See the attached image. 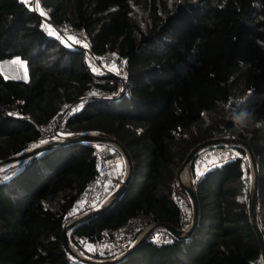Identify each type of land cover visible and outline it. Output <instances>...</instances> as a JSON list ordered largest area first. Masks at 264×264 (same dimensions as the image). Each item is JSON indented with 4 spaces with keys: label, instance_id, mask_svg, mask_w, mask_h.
Returning <instances> with one entry per match:
<instances>
[{
    "label": "trees",
    "instance_id": "1",
    "mask_svg": "<svg viewBox=\"0 0 264 264\" xmlns=\"http://www.w3.org/2000/svg\"><path fill=\"white\" fill-rule=\"evenodd\" d=\"M40 1L52 25L83 28L95 56L116 53L129 68L118 98H91L69 122L81 133L118 139L133 158L124 194L73 227L72 240L111 241L140 214L181 227L174 196L179 170L197 145L231 135L255 155L264 234V0ZM45 23L23 0H0V62L19 59L27 70L15 79L0 69V161L43 144L39 126L65 103L84 98L96 77L118 78L101 74L84 48L58 38ZM245 112L249 118L238 124ZM91 144L59 145L9 164L0 177V264H100L74 256L63 236L68 212L97 171ZM190 172L196 178L193 163ZM245 175L239 159L208 169L195 182L200 214L194 231L172 235L171 242L148 237L115 264L261 259Z\"/></svg>",
    "mask_w": 264,
    "mask_h": 264
},
{
    "label": "built area",
    "instance_id": "2",
    "mask_svg": "<svg viewBox=\"0 0 264 264\" xmlns=\"http://www.w3.org/2000/svg\"><path fill=\"white\" fill-rule=\"evenodd\" d=\"M30 11L39 12L46 18L45 27L52 30L53 33L62 39H67L75 43L77 46L84 48L87 54L95 59L98 63V71L102 74L104 72H114L118 78H103L96 77L94 86L90 92L82 99L76 102L65 103L59 113L49 120L43 126H39L41 131L42 143L49 142L54 139H63L81 134V132L74 130L69 122L70 119L82 110L89 100L94 97H101L106 99L117 98L128 85L126 76L129 74V68L126 59L120 58L116 53H108L102 56H95L92 53V45L86 37V31L83 28H74L71 24L63 27L52 25L48 20V12L42 5L40 0H23ZM1 64V62H0ZM114 84L117 85L113 89H105L101 84ZM250 138V133L244 134ZM229 137H238L231 135ZM94 154L96 156L97 171L88 184L77 204L68 212L65 226L71 222L84 217L85 215L100 209L108 203L114 196L115 191L123 183L126 175L118 176L117 170L119 164L123 163L127 174L128 163L123 146L115 141L106 142H91ZM236 144L220 143L210 145L200 149L193 161L196 168L195 181L213 166L222 164L229 160H241L243 167H246L247 161H250V153L246 145L237 143V146L243 148V153L235 152ZM189 167V166H188ZM181 171L180 176L176 182L175 199L181 209V229H187L192 221L193 204L187 193L182 190V184L188 183L192 180V175L189 168ZM250 174L244 176V183L253 186L254 171L250 165ZM186 171V178L184 172ZM247 172V170H245ZM190 173V176H189ZM181 186V187H180ZM180 188V189H179ZM259 217H261L260 210L258 209ZM73 229V228H72ZM68 231L70 237V245L74 250H82L87 246V240L84 237H77L76 241L71 238V231ZM164 223L154 220L152 215L140 214L132 217L128 222L115 231L114 238L107 242L102 250V258L98 260L113 259L127 252L133 244L138 241L142 236L149 232V238L157 243L171 242L172 233L168 231ZM96 244V243H95ZM80 252V251H79ZM253 264H264V258L256 260Z\"/></svg>",
    "mask_w": 264,
    "mask_h": 264
},
{
    "label": "water",
    "instance_id": "3",
    "mask_svg": "<svg viewBox=\"0 0 264 264\" xmlns=\"http://www.w3.org/2000/svg\"><path fill=\"white\" fill-rule=\"evenodd\" d=\"M8 63H9V60L2 61L0 64V69L5 71L6 70L5 66ZM13 78L21 79L23 77H22V75H18V76L13 75ZM114 99H116V98H114ZM106 141H115L117 143H120L123 146V149H124V152L126 155V159H127V163H128V170H127L126 177H125L123 183L115 191L113 198L108 203H106L100 209L95 210V211L85 215L84 217L79 218V219L71 222L69 225H66L64 227V230H63V236H64L65 247L68 249V251H70L74 256L78 257L79 259L87 261V262H92V263L115 264L117 262L124 260L130 254L135 252L142 245V243L148 238L149 232H147L138 241H136L133 244V246L127 252L123 253L122 255H119L118 257L113 258V259L98 260L96 258L83 255L81 252L74 250L70 245V237H69L68 231L70 229H72L73 227H75L77 224H79V223H81V222H83V221H85L91 217H94V216L100 214L101 212L105 211L106 209L110 208L124 194V192L127 188V185L129 183L130 176H131L132 171H133V158H132V155L129 152V150L118 139H116L112 136H109V135H105V134H90V133H81L79 135L71 136V137H65L63 139H54V140H51L49 142L43 143V144L35 147L34 149L30 150L29 152H25L19 156H15V157L0 161V167L5 165V164H9V163H12L14 161H17V160L25 159L30 155H33V154L38 153L40 151H43L45 149L54 148V147L59 146V145L75 143V142L77 143V142H106ZM220 143H228V144L242 143V144L246 145L248 150H249L250 157H251L252 164H253V171H254L253 186H252L251 198H250V209H251V215H252V220H253V226L256 230V233H257L260 245H261V249H262V255L264 258V234L261 230V226L259 223V214H258V208H257L258 187H259L258 174L259 173H258L255 155H254L250 145L246 141H244L238 137H217V138L202 142L201 144L197 145L191 151L187 160L183 164L182 168L179 170L178 177L180 176L181 171L183 169L187 168L191 164L196 153L200 149H202L203 147H206V146L220 144ZM183 188L186 191L187 195L189 196V198L191 199L192 204H193V216H192V221H191L190 226L187 229H181V228H178L176 226L164 223L167 230L170 231L173 235H175L177 237L189 236L194 231V229L197 227L198 220H199V214H200L199 198H198L196 186H194V183L192 181H190L189 184L183 183Z\"/></svg>",
    "mask_w": 264,
    "mask_h": 264
},
{
    "label": "rangeland",
    "instance_id": "4",
    "mask_svg": "<svg viewBox=\"0 0 264 264\" xmlns=\"http://www.w3.org/2000/svg\"><path fill=\"white\" fill-rule=\"evenodd\" d=\"M48 12V11H47ZM5 71H3L7 77H13V75H22V77H27V70H26V67H25V64L23 62H21L19 59L18 60H11L6 66H5ZM226 137H229V136H226ZM233 145V144H232ZM235 149L237 153H243V148H241L240 146H237V143H236V146H235ZM10 164V163H9ZM9 164H5L3 166L0 167V177L1 175H4L6 174V172L8 171L6 168L9 167ZM123 163L119 164L118 168H122L123 167ZM191 165V164H190ZM190 165H189V170H190ZM250 165H252L253 167V164H252V160H251V157H250V161H247V164H246V167H243L244 165H242V168L244 170V172L246 173V175L250 174ZM214 167V166H213ZM6 169V170H5ZM196 170V168H195ZM247 170V172L245 171ZM179 173V172H178ZM189 176H190V173H189ZM3 179L0 178V180ZM193 183H194V186H195V178H192L191 180ZM190 182L188 183H185V184H189ZM181 187V186H180ZM182 188H183V184H182ZM180 189V188H179ZM184 189V188H183ZM109 242V241H103V242H100V243H94V244H88L86 246V251L90 252V253H96V254H100L102 255V250H103V247L104 245ZM83 255H85V250H79ZM87 256V255H86ZM89 257V256H88Z\"/></svg>",
    "mask_w": 264,
    "mask_h": 264
},
{
    "label": "clouds",
    "instance_id": "5",
    "mask_svg": "<svg viewBox=\"0 0 264 264\" xmlns=\"http://www.w3.org/2000/svg\"><path fill=\"white\" fill-rule=\"evenodd\" d=\"M241 116H242L243 118H241V117H237L235 121H236L238 124H245L246 121H247V119L249 118V114L245 112V113H242Z\"/></svg>",
    "mask_w": 264,
    "mask_h": 264
},
{
    "label": "crops",
    "instance_id": "6",
    "mask_svg": "<svg viewBox=\"0 0 264 264\" xmlns=\"http://www.w3.org/2000/svg\"><path fill=\"white\" fill-rule=\"evenodd\" d=\"M117 175L120 176V177L123 176V175H126V171H125V166L124 165H123V167L121 169L118 168ZM176 187H177V185H176Z\"/></svg>",
    "mask_w": 264,
    "mask_h": 264
},
{
    "label": "bare ground",
    "instance_id": "7",
    "mask_svg": "<svg viewBox=\"0 0 264 264\" xmlns=\"http://www.w3.org/2000/svg\"><path fill=\"white\" fill-rule=\"evenodd\" d=\"M183 174H184V176H185V178H186V171H185Z\"/></svg>",
    "mask_w": 264,
    "mask_h": 264
},
{
    "label": "snow or ice",
    "instance_id": "8",
    "mask_svg": "<svg viewBox=\"0 0 264 264\" xmlns=\"http://www.w3.org/2000/svg\"><path fill=\"white\" fill-rule=\"evenodd\" d=\"M50 34H52V33L50 32Z\"/></svg>",
    "mask_w": 264,
    "mask_h": 264
}]
</instances>
